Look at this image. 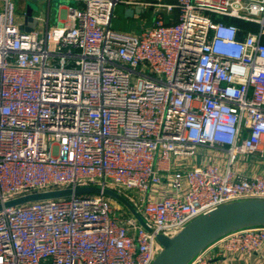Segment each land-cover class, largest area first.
<instances>
[{"label": "built area", "instance_id": "2783aa9c", "mask_svg": "<svg viewBox=\"0 0 264 264\" xmlns=\"http://www.w3.org/2000/svg\"><path fill=\"white\" fill-rule=\"evenodd\" d=\"M65 1V22L24 32L0 0V264H152L158 236L264 201V0L140 3L138 33L112 28L121 0ZM84 187L146 227L102 193L4 206ZM209 245L187 264L261 253L264 226Z\"/></svg>", "mask_w": 264, "mask_h": 264}, {"label": "water", "instance_id": "95a60500", "mask_svg": "<svg viewBox=\"0 0 264 264\" xmlns=\"http://www.w3.org/2000/svg\"><path fill=\"white\" fill-rule=\"evenodd\" d=\"M144 11L141 5H135L125 9L123 16L132 18ZM21 30L30 32L38 25V20L33 15V7L26 5L25 14L22 17ZM108 196L123 207L146 227L140 215L132 205L118 193L109 189L97 187H84L75 190H62L48 193L31 194L5 203V207L15 206L27 202L44 200L49 198L67 197L71 194H97ZM0 205V210H1ZM252 226H264V201L249 200L229 203L218 207L214 211L203 215L189 223L174 238L158 236L157 240L162 244L163 250L159 253L152 264H187L203 248L217 240L221 236L241 228Z\"/></svg>", "mask_w": 264, "mask_h": 264}, {"label": "crops", "instance_id": "0c3cea01", "mask_svg": "<svg viewBox=\"0 0 264 264\" xmlns=\"http://www.w3.org/2000/svg\"><path fill=\"white\" fill-rule=\"evenodd\" d=\"M27 1V0H26ZM122 3L117 5L114 11V16L112 19V28L116 30H121L125 32L131 33H138L140 30L145 27L149 26L152 23V18L154 16L153 9L151 7H143L144 11L140 14L134 15L132 18H125L123 16L125 9L129 7H134L135 5H141L140 3H149L152 1L157 0H121ZM125 1H130L133 4L125 5L123 4ZM33 2V1H30ZM163 3H174L175 0H161ZM34 3V2H33ZM137 3V4H135ZM37 5H46L45 14L41 13L40 15L36 13L35 9L33 8V15L34 17H43V19H47L49 26L60 25V22L66 21V8L65 6L58 5L57 7V14H56V22L51 24V2L48 4L47 0H42L40 2H35ZM41 7V6H40ZM26 5L22 7L24 10ZM23 10L20 15H22ZM164 17V20L167 23H172L176 21L177 12L174 10L172 13H161ZM18 21L22 23V17L19 15ZM37 28L43 29L42 25H37ZM201 160L199 158L191 159L190 163L199 164ZM210 245H208L209 247ZM211 254H215L216 251L214 249H209ZM212 264H264V251L255 255H225L223 257H216L213 259Z\"/></svg>", "mask_w": 264, "mask_h": 264}, {"label": "rangeland", "instance_id": "374dc122", "mask_svg": "<svg viewBox=\"0 0 264 264\" xmlns=\"http://www.w3.org/2000/svg\"><path fill=\"white\" fill-rule=\"evenodd\" d=\"M13 2L14 5V13L16 16L19 15V17L21 16V12H22V7L24 5L30 4L36 11L37 14H41L44 13L46 11V5H37L35 4V2H30V1H26V0H11ZM73 3H71L70 1H65V0H52L51 1V19H50V23L53 24L56 22V14H57V7L58 5H62V6H69ZM41 6V7H40ZM131 33V32H130ZM129 195H134L135 196V192L133 191H129L128 193ZM120 204V203H119ZM121 205V204H120Z\"/></svg>", "mask_w": 264, "mask_h": 264}, {"label": "trees", "instance_id": "16d2710c", "mask_svg": "<svg viewBox=\"0 0 264 264\" xmlns=\"http://www.w3.org/2000/svg\"><path fill=\"white\" fill-rule=\"evenodd\" d=\"M237 25L241 26V27H247V24L243 23V22H239V21H236L235 22Z\"/></svg>", "mask_w": 264, "mask_h": 264}]
</instances>
